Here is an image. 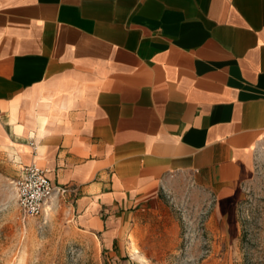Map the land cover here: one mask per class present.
I'll use <instances>...</instances> for the list:
<instances>
[{
  "label": "crops",
  "instance_id": "crops-1",
  "mask_svg": "<svg viewBox=\"0 0 264 264\" xmlns=\"http://www.w3.org/2000/svg\"><path fill=\"white\" fill-rule=\"evenodd\" d=\"M263 143L264 0H0V153L107 248L172 175L236 202Z\"/></svg>",
  "mask_w": 264,
  "mask_h": 264
},
{
  "label": "rangeland",
  "instance_id": "rangeland-1",
  "mask_svg": "<svg viewBox=\"0 0 264 264\" xmlns=\"http://www.w3.org/2000/svg\"><path fill=\"white\" fill-rule=\"evenodd\" d=\"M19 173L0 153V264H264V143L236 202L223 203L193 173L172 175L157 202L131 211L112 248L61 197L40 217L25 215Z\"/></svg>",
  "mask_w": 264,
  "mask_h": 264
},
{
  "label": "built area",
  "instance_id": "built-area-1",
  "mask_svg": "<svg viewBox=\"0 0 264 264\" xmlns=\"http://www.w3.org/2000/svg\"><path fill=\"white\" fill-rule=\"evenodd\" d=\"M48 171L32 165L26 167L16 182L19 204L28 217H40L49 201L56 197L66 199L70 189L56 185L48 178Z\"/></svg>",
  "mask_w": 264,
  "mask_h": 264
},
{
  "label": "bare ground",
  "instance_id": "bare-ground-1",
  "mask_svg": "<svg viewBox=\"0 0 264 264\" xmlns=\"http://www.w3.org/2000/svg\"><path fill=\"white\" fill-rule=\"evenodd\" d=\"M48 203H49V202H48ZM48 203H47V205H46V209H45L47 212H49V211L52 210V204H48Z\"/></svg>",
  "mask_w": 264,
  "mask_h": 264
}]
</instances>
